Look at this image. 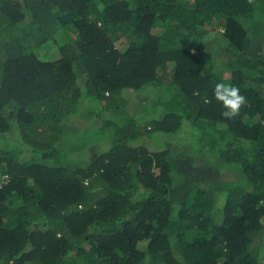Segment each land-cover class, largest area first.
<instances>
[{"label": "trees", "instance_id": "1", "mask_svg": "<svg viewBox=\"0 0 264 264\" xmlns=\"http://www.w3.org/2000/svg\"><path fill=\"white\" fill-rule=\"evenodd\" d=\"M0 264H264V0H0Z\"/></svg>", "mask_w": 264, "mask_h": 264}, {"label": "rangeland", "instance_id": "2", "mask_svg": "<svg viewBox=\"0 0 264 264\" xmlns=\"http://www.w3.org/2000/svg\"><path fill=\"white\" fill-rule=\"evenodd\" d=\"M44 59H46L45 56H44ZM148 91L151 92L153 90H152V88H150V89H148ZM144 97L145 96H144L143 93L134 94L133 99H131L128 102V106H127L128 107V111L131 114H133L134 111L135 112L137 111L136 109H134V106H137V104H143L144 103V100H145ZM94 104L95 103L93 102L92 103L93 107H91L92 108L91 111H93L94 109L99 110L98 107L96 105H94ZM104 114L105 115H109L110 112H105ZM147 115H148V117H146L144 120H143L142 117L140 118V119H142V123H147V122L151 121V118L152 119H156L157 115H158V109H155V110L152 109V110L148 111ZM77 116L80 117L78 119V121H77V117H76V119L74 121H70V124H71L70 126H75V128H76V127H78L77 124H79V125L82 124V126H83V124H85V122H83V112H81V113L78 112ZM138 116H139V114H138ZM76 122H77V124H76ZM87 128H88V126H87ZM87 128L85 127V129H87ZM93 130H91L92 137H90L89 139H91V138H92V140L93 139H97L96 141L100 142L99 144H100L101 148L104 149L105 152L108 151L110 149V147H111L109 135L106 133V134L103 135V137L101 135H99V137H96L93 133H96L98 131L100 132V130H98V131H95V129H93ZM155 137H156V143L157 144H155V142H151L149 140H142V141H139L138 143H136V145L141 144V146H145L148 149H156L159 146V144H161V149H165V146L167 145V143H172L173 140L175 139V136H173L172 134L166 135V136H163L161 134H159V135L157 134V135H155ZM87 139H88V136H87ZM99 144H94V147L95 148L99 147ZM63 147H65V145H63ZM91 147H93V146H91ZM83 152H84V150H83ZM87 153L90 154V150H88ZM93 154H94V156H96L97 152L94 151ZM235 174L236 175H234V176L238 178L241 173L240 172H237V173L235 172ZM239 181H241V180H239ZM142 245L140 246V248H142Z\"/></svg>", "mask_w": 264, "mask_h": 264}, {"label": "clouds", "instance_id": "3", "mask_svg": "<svg viewBox=\"0 0 264 264\" xmlns=\"http://www.w3.org/2000/svg\"><path fill=\"white\" fill-rule=\"evenodd\" d=\"M213 96L222 105L224 110L221 112V115L226 120L236 118L241 108L247 103L246 97L241 94L238 87L227 85L223 82L215 85ZM205 103H210V101L206 99Z\"/></svg>", "mask_w": 264, "mask_h": 264}]
</instances>
